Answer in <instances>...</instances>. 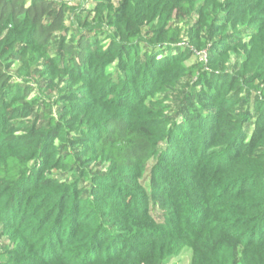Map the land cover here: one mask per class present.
I'll return each instance as SVG.
<instances>
[{"label": "clouds", "instance_id": "obj_1", "mask_svg": "<svg viewBox=\"0 0 264 264\" xmlns=\"http://www.w3.org/2000/svg\"><path fill=\"white\" fill-rule=\"evenodd\" d=\"M34 3L17 0L23 11L0 19V264H217L221 252L264 264V0L243 12L234 0L231 15L226 0H179L183 15L164 11L168 0H129L118 27L123 0H41L51 7L36 24ZM35 28L51 35L43 47L28 43ZM177 141L204 176L217 227L184 224ZM49 187L87 214L57 228V208L42 226L17 218L6 231L27 193ZM21 189L23 205L10 209ZM220 205L240 215L221 219Z\"/></svg>", "mask_w": 264, "mask_h": 264}, {"label": "trees", "instance_id": "obj_2", "mask_svg": "<svg viewBox=\"0 0 264 264\" xmlns=\"http://www.w3.org/2000/svg\"><path fill=\"white\" fill-rule=\"evenodd\" d=\"M140 3L143 4L144 0H140ZM159 3H164V0H159ZM159 3L157 4V7H159ZM169 3L172 4L173 8H177L178 13L180 15H183V8L179 7V0H168V3H164V11H169ZM209 3H212V0H209ZM233 3L234 0H226V3L222 6L223 9H227L229 15L233 14ZM259 4V0H240L239 6L235 9L237 12H243L247 11L248 9H254ZM11 6L12 12H13V19H15L18 12H22L23 8L20 7L17 8V0H11V5L8 3L4 4L3 10L0 11V19H3V17L7 14L8 8ZM51 5L47 4L44 5L41 3V0H35V3L33 5L32 9L28 10V15L31 17L32 12L35 11L37 13L36 18L33 20V23L36 24L39 22L41 9H44L45 11L47 8H50ZM97 8L102 7V5H97ZM129 7V0H123V3L121 4L120 8L117 9V16L114 18V22L116 23L117 27L119 26V23L124 19V17L127 14V9ZM207 11V9H206ZM64 13V8H61L60 15L57 18V21L54 22L53 27H55V24L59 23L60 19L62 18ZM153 18H155V14H153ZM163 19V16L161 17ZM79 19V18H78ZM151 21H149L150 23ZM255 22V21H253ZM112 23V21H110ZM163 29H161V32ZM51 38L50 33H47L44 30H41L39 28L33 29V31L29 34L28 43L31 44L33 47H43L48 43V40ZM65 37L61 38L60 44L61 47L64 46V40ZM97 44L99 43L98 36H95L92 38ZM92 41L88 40L87 37H81V46H85L86 44L88 47H91ZM91 55V52H89V56ZM257 64L260 67H264V58H258ZM11 67V65H9ZM214 103V101H213ZM255 103V101H253ZM111 122L109 123V127H111ZM262 132H264V127H261L258 125L257 129V135H260ZM207 144V140H206ZM188 150L187 143L185 145H181L178 141L175 143V146L170 153V156L173 161H175V164L178 166L179 174L183 180L184 186H185V200L187 201V204L185 205V211H182L181 215L185 217L184 224L187 226V220L190 225H199L203 224L204 221L209 224L210 227H217V219L212 215V213L209 212V209L206 207V188L203 183L204 176H202L200 173L196 171L197 165H193L186 156V151ZM167 160V158H166ZM202 162V161H201ZM162 173L164 174L165 179H167V169L166 167L163 168ZM155 183V181H153ZM225 183H228V181H225ZM165 193L167 194L168 200H171L173 203L175 202V184L171 181H168L167 187L165 188ZM26 193L23 189L20 190L19 193L13 194L12 197H9V208H15L16 205L13 202H18L20 206L24 203V197ZM27 202L24 205V208L26 209V213L24 217H20L19 210L17 209L13 215L8 217V223L5 225V230L12 226H15V221L17 218L20 219V222L23 223L24 226H29L33 221H36L37 223L41 222V226L46 223L52 216V213L56 212V209L59 208V212L55 213V217L53 218L54 222L56 221L57 228L61 225L62 219L64 215L65 217V226L68 228H71V225H77V221L80 218V215H86L87 209H83L81 207V204L79 202H74V206H68L65 203L64 197L62 193H57L55 189L53 188H45V189H34L31 192L27 193L26 195ZM158 199H164L163 196L158 197ZM248 203L252 202V198H249ZM5 206H7V201L4 202ZM108 203V202H106ZM165 203L167 204L168 201L166 200ZM114 208H118L119 204L116 202H113ZM129 205H125V208H127ZM47 207L50 211V213H44L43 209ZM91 207L94 208V205H91ZM238 206L232 207V206H226V205H220L218 211L220 212V218L221 219H232L233 217L239 216L240 213L238 211ZM175 211L178 213L180 211L179 207H176ZM139 213V210H137ZM148 209H144V213L147 214ZM192 212V214L189 216V213ZM30 213V215H29ZM157 214L159 215V209L157 208ZM111 215H115V211L111 213ZM27 220L25 221V219ZM121 223H127L128 217L121 215L116 217ZM193 218H195V222H193ZM95 223L93 224V227L91 229H85L89 232V239H91V233L95 230V224L99 223L98 214H94L93 217ZM104 217H101V220L103 221ZM144 222V217L137 214L134 217V223L141 224ZM154 223V221H153ZM247 227V225H246ZM251 227H255V225H252ZM14 238V237H13ZM217 264H235V261L232 260L230 255H227L223 252L219 253L216 257Z\"/></svg>", "mask_w": 264, "mask_h": 264}]
</instances>
